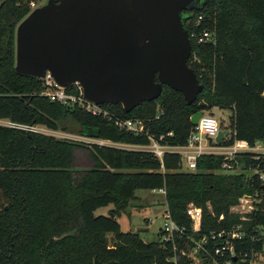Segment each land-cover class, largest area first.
Listing matches in <instances>:
<instances>
[{
  "label": "trees",
  "instance_id": "trees-1",
  "mask_svg": "<svg viewBox=\"0 0 264 264\" xmlns=\"http://www.w3.org/2000/svg\"><path fill=\"white\" fill-rule=\"evenodd\" d=\"M28 13L27 0H0V117L50 130H59L58 122L69 118L82 136L147 145L146 135H133L111 119L40 96L37 78L14 71L15 28ZM184 13L189 15L185 26L191 42L187 64L204 86L195 101L187 104L179 91L163 85L156 99L130 112L120 104L103 105L122 117L143 120L148 134L167 147L186 144L196 112L230 109V124L223 128L227 134L219 146L235 140L264 146V0H206ZM199 13L204 18L195 24ZM204 27L213 30V40L198 43L192 34ZM180 161L175 151L166 150L160 161L145 149L0 125V264H93L94 258L112 264H174L175 255V264H192L179 252L192 248L190 236H206L211 254L200 252L202 264H211L213 249L227 242L235 252L260 249V242L251 241V227L264 225L260 203L248 221L230 208L244 194L264 202V154L239 151L231 159L202 154L193 171H180ZM224 162L229 166L223 167ZM238 163L241 171H234ZM137 189L162 190L166 210L185 228L183 234L163 240L160 229L157 240L146 242L137 232L122 231L118 217ZM190 204L202 209L196 233L185 213ZM109 205L106 214H95ZM239 223L245 229L240 241L227 233Z\"/></svg>",
  "mask_w": 264,
  "mask_h": 264
},
{
  "label": "water",
  "instance_id": "water-1",
  "mask_svg": "<svg viewBox=\"0 0 264 264\" xmlns=\"http://www.w3.org/2000/svg\"><path fill=\"white\" fill-rule=\"evenodd\" d=\"M205 2L45 0L16 25L14 71L39 81L49 72L62 87L77 82L89 102L120 104L125 112L156 99L163 85L191 104L204 86L187 64L184 11ZM202 114H193L191 123ZM226 134L219 129L214 142L220 145ZM260 205L264 209L263 200ZM93 264L112 261L94 258Z\"/></svg>",
  "mask_w": 264,
  "mask_h": 264
},
{
  "label": "built area",
  "instance_id": "built-area-1",
  "mask_svg": "<svg viewBox=\"0 0 264 264\" xmlns=\"http://www.w3.org/2000/svg\"><path fill=\"white\" fill-rule=\"evenodd\" d=\"M29 6V12L35 7L42 4L44 0H27ZM203 14L199 13L194 19L195 24H200L203 20ZM195 37L198 43L210 42L213 40L214 32L212 29L208 27H204L197 35L192 34ZM195 54H193V58ZM41 88L39 90V95L47 98L51 102H57L64 105L67 108H78L81 109L91 115H99L108 119H111L113 124L119 129H123L127 132L132 133L133 135H146L149 142L147 145H132V144H124V143H116L111 142L109 140L90 138V141L84 142H94L98 144H107L116 147H122L126 149H145L154 154V156L162 161L164 152L166 150L175 151L180 154V160H184L186 163L187 171H193L196 168L197 158L202 154H215L214 149L219 148L222 149L223 152L227 153L229 156L235 154L239 151H249L253 150L256 152H260L264 154V151H257L258 147L255 145L254 147H249L248 143L244 140H235L233 144L228 145L226 147H222L214 144L210 145V141H214V138L210 139L208 137L215 135L218 133L220 126L218 121L209 114H202L198 119L197 123L194 125L193 131L190 132L187 142L185 145L177 147L178 150H175L176 147H167L161 145L154 137L148 134L147 129L145 128L144 121L137 118H125L113 110L105 107L103 104H94L86 100L83 96V91L79 83L73 82L71 85L67 87H62L57 84L52 75L49 72H46L45 75L40 79ZM0 125L10 128L19 129L25 131L27 133H42L53 135L57 138L63 139H71L68 135H56L57 130H50L43 125L35 124V123H20L10 120L9 118L0 117ZM80 141V140H79ZM206 141V142H205ZM264 150V146L262 145ZM226 159H231V157H227ZM181 162V161H180ZM223 167H228L227 162H224ZM264 178V175L261 176ZM260 199L256 196L244 194L238 198V202L236 205L232 206L230 210L239 215V219L241 221H248L251 219L250 214L256 208V202L260 203ZM185 213L190 220V230L193 233H196L200 229L201 221H202V209L199 206H195L190 204L187 206ZM222 215L219 216V219H222ZM164 223L161 227L164 232L163 240L170 238L174 233L183 234L185 228L183 226H179L170 216L169 212L166 210L163 215ZM251 231L253 232L251 236V241L260 242L261 248L258 250H254L253 248L249 250L240 249L238 252H235L233 249L232 242H227L224 246H216L213 249L214 256L212 257L211 264H237L232 258L236 256L238 260L245 261L246 264H264V225H253L251 227ZM230 235L231 239L242 240L245 234V229L242 227V224L239 223L235 225L231 231L227 232ZM221 233H218L220 236ZM214 238V235H212ZM189 240L192 241V255H189L184 249H180L179 252L182 255H186L188 258L193 259V256L200 257V252L203 255L209 256L211 253L206 248V236H202L198 240L192 238V236L188 237ZM219 256V259L215 256ZM176 255L173 257L174 264L176 263ZM200 263H201V259ZM202 264V263H201Z\"/></svg>",
  "mask_w": 264,
  "mask_h": 264
},
{
  "label": "rangeland",
  "instance_id": "rangeland-1",
  "mask_svg": "<svg viewBox=\"0 0 264 264\" xmlns=\"http://www.w3.org/2000/svg\"><path fill=\"white\" fill-rule=\"evenodd\" d=\"M42 1V3H44ZM203 114L212 115L219 123L221 129L226 128L230 124L231 110L230 109H221L218 107H212L210 110H204ZM65 126L67 131H62L60 128ZM58 128L55 133L59 135H68L72 138L77 139L76 141H90L79 134V127L76 123L71 121L69 118L61 120L58 122ZM210 139L214 138L212 136L208 137ZM206 142V141H205ZM213 144V141H210V145ZM257 151H264L262 144L259 143ZM226 147V146H222ZM215 154L223 155L225 158L234 157V154L229 156L227 153L223 152L222 149L216 148L213 150ZM253 151V150H251ZM85 156V154H82ZM87 157V156H86ZM80 166V165H78ZM180 171H187L186 163L184 160L180 162ZM234 171H241L240 163L234 168ZM264 174L261 173V176ZM135 198L128 201L123 210L120 212L118 217V222L120 224L122 231H132L137 232L140 237L146 241H154L158 239V231L161 229L164 219L163 215L166 211V202L164 199V192L162 190H144L137 189L135 191ZM112 205L107 207H100L95 210V214H106ZM160 240V239H159ZM198 240V239H195ZM188 247V246H187ZM187 253L192 255V249L188 247ZM192 264H201L200 257L196 255L192 257Z\"/></svg>",
  "mask_w": 264,
  "mask_h": 264
},
{
  "label": "crops",
  "instance_id": "crops-1",
  "mask_svg": "<svg viewBox=\"0 0 264 264\" xmlns=\"http://www.w3.org/2000/svg\"><path fill=\"white\" fill-rule=\"evenodd\" d=\"M259 145H260V144H259V142H258V143H256V146H257V147H259ZM174 149H175V150H178V148H177V147H176V148H174Z\"/></svg>",
  "mask_w": 264,
  "mask_h": 264
}]
</instances>
